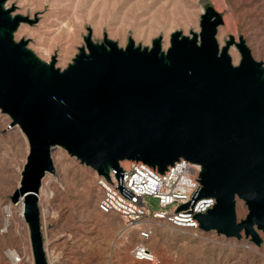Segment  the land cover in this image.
<instances>
[{
	"label": "water",
	"instance_id": "water-1",
	"mask_svg": "<svg viewBox=\"0 0 264 264\" xmlns=\"http://www.w3.org/2000/svg\"><path fill=\"white\" fill-rule=\"evenodd\" d=\"M0 0V110L29 142V156L12 204L23 200L35 264H47L38 194L54 174L53 151L62 148L100 177L120 163L142 162L165 174L181 160L202 167V189L194 201L213 198L214 208L196 218L203 233L250 238L264 234V64L243 38L217 40L223 16L202 14L200 34L171 35L152 47L130 38L121 48L107 34L100 43L87 29L85 46L66 69L56 67L17 41L22 24L38 19L14 14ZM241 59L233 64L231 47ZM248 215L237 217V201ZM188 205L179 211L187 210Z\"/></svg>",
	"mask_w": 264,
	"mask_h": 264
},
{
	"label": "rangeland",
	"instance_id": "rangeland-1",
	"mask_svg": "<svg viewBox=\"0 0 264 264\" xmlns=\"http://www.w3.org/2000/svg\"><path fill=\"white\" fill-rule=\"evenodd\" d=\"M6 3L8 9L16 6L14 14L38 19L31 26L22 24L14 35L16 40H28V48L46 63L56 56V67L61 70L85 46L88 28L92 29L96 43L102 42L107 34L121 48L127 46L130 38L136 45L150 48L153 40L162 37V49L167 51L174 32L187 36L200 34L202 14L210 6L223 16L224 24L217 30L220 46L231 36L237 42L243 38L253 58L264 64V0H6ZM232 50L238 52L235 62ZM230 56L234 65L240 62L241 54L235 46L231 47ZM28 154V139L19 127H12L10 119L0 110V264H7L5 250L20 242L17 230L22 223L17 217L9 232H2L3 206L18 190ZM52 155L57 173L52 177L56 181L52 186L56 196L50 205L59 212V232L71 234L70 242L61 250L64 264H264L263 233H260L263 243L256 246L245 234L240 240L215 232L195 236L166 226H156L155 237L147 243L156 253V263L136 262L130 254V244L115 243L121 228L119 221H111L97 211L100 193L95 171L62 148H56ZM148 203L153 210L160 208L155 198H148ZM236 213L240 221L247 218L249 211L244 200L237 201Z\"/></svg>",
	"mask_w": 264,
	"mask_h": 264
},
{
	"label": "built area",
	"instance_id": "built-area-1",
	"mask_svg": "<svg viewBox=\"0 0 264 264\" xmlns=\"http://www.w3.org/2000/svg\"><path fill=\"white\" fill-rule=\"evenodd\" d=\"M126 164L120 163L122 177L119 179L116 177V171L111 172L110 181L95 172L96 187L100 193L96 203L97 211L100 215L109 217L111 221L116 220L121 224L115 236L116 244H130V254L136 262L156 263V253H153L147 244L155 237L156 226L191 232L195 236L203 234L196 215L205 214L214 208L217 201L213 198L194 201L202 189V167L181 160L170 166L165 174H161L158 169L142 162L126 161ZM56 173L57 171L46 176L38 194L47 264H64L61 250L71 240V234L59 232V212L50 205L56 196L52 188L53 182H56L52 177ZM148 198H155L160 208L151 209ZM188 204L187 210L179 211L182 206ZM3 207L2 232H9L15 217L22 223L21 228L17 230L19 244L7 248L4 252L7 264H35L23 200L17 204L9 202Z\"/></svg>",
	"mask_w": 264,
	"mask_h": 264
},
{
	"label": "bare ground",
	"instance_id": "bare-ground-1",
	"mask_svg": "<svg viewBox=\"0 0 264 264\" xmlns=\"http://www.w3.org/2000/svg\"><path fill=\"white\" fill-rule=\"evenodd\" d=\"M66 26V25H65ZM65 28V27H64ZM61 29V28H60ZM51 50V49H50ZM238 53V52H237ZM236 53V51L234 52L233 50L231 51V55H232V57L234 58V62L236 61V60H238V58H239V56H238V54ZM15 130V129H14ZM124 164H126V162H124ZM6 205V204H5Z\"/></svg>",
	"mask_w": 264,
	"mask_h": 264
}]
</instances>
